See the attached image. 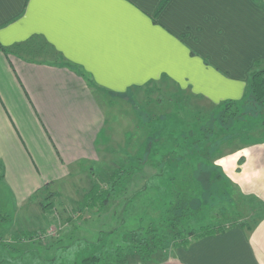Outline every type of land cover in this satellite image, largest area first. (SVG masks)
Returning a JSON list of instances; mask_svg holds the SVG:
<instances>
[{
	"label": "crops",
	"instance_id": "obj_1",
	"mask_svg": "<svg viewBox=\"0 0 264 264\" xmlns=\"http://www.w3.org/2000/svg\"><path fill=\"white\" fill-rule=\"evenodd\" d=\"M165 1L143 10L141 0L104 7L0 0L3 196L33 194L67 179L70 166L97 163L115 136L116 100L141 99L151 85L175 88L205 109L244 99L250 72L264 65V6ZM238 151L227 169L224 156L218 167L246 197L257 196L264 145ZM172 259L163 264H264V219L252 230L194 240Z\"/></svg>",
	"mask_w": 264,
	"mask_h": 264
},
{
	"label": "rangeland",
	"instance_id": "obj_2",
	"mask_svg": "<svg viewBox=\"0 0 264 264\" xmlns=\"http://www.w3.org/2000/svg\"><path fill=\"white\" fill-rule=\"evenodd\" d=\"M148 88L141 99L116 100L115 136L97 163L70 166L67 179L30 195L0 191V264H163L202 229L264 219V180L253 183L259 195L246 197L217 161L224 156L227 169L239 149L264 145V107L224 124V109ZM105 191L111 202L94 206Z\"/></svg>",
	"mask_w": 264,
	"mask_h": 264
},
{
	"label": "trees",
	"instance_id": "obj_3",
	"mask_svg": "<svg viewBox=\"0 0 264 264\" xmlns=\"http://www.w3.org/2000/svg\"><path fill=\"white\" fill-rule=\"evenodd\" d=\"M167 1L168 0L165 1L164 5L166 4ZM253 1H254V3H256L259 6H264V0H253ZM164 5H162V7L159 9V11L163 8ZM159 11L157 12V14L159 13ZM18 47L19 46H16L15 48H18ZM13 50L14 49L12 48V49H9L8 51H13ZM8 51H6L7 54H8ZM261 65H262L261 62L256 63V65L254 66V69L250 72L249 82H248L247 89H246V93L249 89V95H248L247 100L245 99L246 98V94H245L244 99L240 102L227 101V102H224L223 104L219 105L218 107H216V109H218V110L224 109L223 110L224 124H227L231 120L233 121V120L239 119V117H241L243 115L241 112L243 109H249L250 112L256 111L258 113L262 111V110L259 111L260 107H264V70H259V67ZM216 109H214V110H216ZM115 184L116 183L113 182V178H112V180L109 182V186L113 187V191H114ZM105 192H106V195H103V192H100L99 194L94 195L95 197L92 200V201H96L94 203L95 204L94 206H99L101 208H105V206L107 204H109V202H111L110 192L109 193H108V191H105ZM189 208H190L189 206H186L184 208V211L189 209ZM3 218H4V216L0 213V220ZM262 218H264V215ZM256 225H254L252 227H248V229L252 230ZM237 227H243L244 228V226L236 225V226L224 229L223 231H220L218 233H216L210 229L209 230L202 229L201 234H196L194 240H198V239L208 237V236H214V235L222 234L231 228H237ZM192 242L190 241V238L185 239L180 244V247H186Z\"/></svg>",
	"mask_w": 264,
	"mask_h": 264
},
{
	"label": "snow or ice",
	"instance_id": "obj_4",
	"mask_svg": "<svg viewBox=\"0 0 264 264\" xmlns=\"http://www.w3.org/2000/svg\"><path fill=\"white\" fill-rule=\"evenodd\" d=\"M38 0H33V6L35 7ZM52 5H60L66 7H104L110 5H122L125 0H47ZM153 3V0H141L140 8L147 10V6ZM141 15V13H137ZM195 103V100H194Z\"/></svg>",
	"mask_w": 264,
	"mask_h": 264
}]
</instances>
